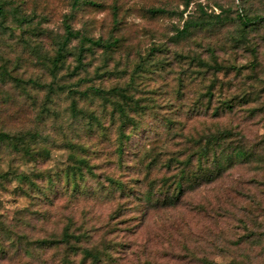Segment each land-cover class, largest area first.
<instances>
[{
    "label": "rangeland",
    "instance_id": "1",
    "mask_svg": "<svg viewBox=\"0 0 264 264\" xmlns=\"http://www.w3.org/2000/svg\"><path fill=\"white\" fill-rule=\"evenodd\" d=\"M0 8V132L34 136L28 154L0 143V264H90L86 248L107 256L101 264H264V22L242 38L238 20L264 18V0H0ZM200 9L222 24L176 43ZM65 22L118 47L86 45L79 65L72 40L56 69ZM153 46L161 52L149 53ZM209 51L215 72L177 56ZM113 87H128L127 112L139 122L123 129L121 158L117 113L92 92ZM218 132L249 158L176 206L151 207L149 186L158 198L160 179L177 174L166 163L194 156L196 166ZM81 156L88 167L74 191L67 172ZM65 232L80 241L67 245Z\"/></svg>",
    "mask_w": 264,
    "mask_h": 264
},
{
    "label": "trees",
    "instance_id": "2",
    "mask_svg": "<svg viewBox=\"0 0 264 264\" xmlns=\"http://www.w3.org/2000/svg\"><path fill=\"white\" fill-rule=\"evenodd\" d=\"M73 5H78L79 0H72ZM187 5V2H185ZM201 18L197 20L189 19L185 21L183 24L182 30L178 31L175 36L176 43L180 41H185L188 38L192 37L195 31H207L209 28L219 26L222 24V20L215 16V20L211 21L207 18H204L203 10L200 9ZM148 13L152 16L155 15H164L167 12L163 9H150ZM3 14V9L0 8V15ZM239 25H240V37H244L247 29L255 27L260 22H264L263 17L253 16H240ZM64 35L62 39L57 43V49L55 52V58L52 61L53 67L58 68L62 61L65 60L68 54V45L72 40L79 41V49L77 54V62L80 65L82 63L84 46H88L87 49L91 48H100L105 51V53L113 51L118 47L119 40L112 41H103L102 39H92L86 36L80 35L78 32H75L71 29L70 25L65 22L64 24ZM162 47L161 46H153L150 49L149 53H160ZM178 58L186 59L190 62L197 63V67L206 71H217L221 68L215 59L216 56L213 51H209L208 58L203 59L198 55L195 56H182L180 54L177 55ZM93 94L95 96H99L102 99H106L111 103L113 107V111L117 113V120L119 122L118 125V141L119 145L117 147V151L119 157L121 158L123 155V142L129 140V135L125 134L124 130L128 125L132 128H136L139 126V122L131 115L128 114L127 109L131 108V105L134 103V99L130 94L128 87H113L107 91L101 89H93ZM210 90L208 91V95L210 96ZM209 103L211 98H209ZM224 108L231 109L228 103L224 104ZM217 114V110L214 111ZM138 115V114H137ZM98 123V119H96ZM228 132H218L214 135H210L205 138V144L198 149L195 153L196 156V166H193L192 158L194 157H185L183 160H174L175 164H172L173 161H169L165 165V169L167 172H170L172 169H175L177 174L171 177H165L160 179V185L157 187L156 191L160 196L155 197L153 188L154 184L149 186V191L146 193L145 198L150 206L153 208L162 207L169 208L174 207L179 204L181 198L183 197L186 191H194L201 187L202 185L210 184L218 180L222 177V173L227 169L229 165H231L234 159L244 160L249 158V154L243 150L239 146H232L228 138ZM33 138L34 136L30 133L27 134H18V135H10L8 133L0 132V143L6 144L11 147L16 152H24L29 153L30 147L26 146L27 139ZM226 145L223 146V144ZM75 166L72 169H69L67 172V184H71V187L74 191L78 190V180L83 178L82 168L88 167V161L86 158L81 156L80 158H76ZM173 165V166H172ZM171 167H174L171 169ZM7 174L0 173V181L6 179ZM111 183L116 187H119L121 183L111 180ZM119 189H121L119 187ZM155 197V198H154ZM154 198V199H153ZM264 232V231H263ZM65 242L67 245H71L70 239H73V242L77 244L80 241V237L69 235L67 232L64 234ZM107 256L102 254L100 251L96 249L86 248L83 250V259L89 260L90 264H101L103 259Z\"/></svg>",
    "mask_w": 264,
    "mask_h": 264
}]
</instances>
